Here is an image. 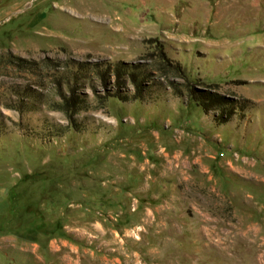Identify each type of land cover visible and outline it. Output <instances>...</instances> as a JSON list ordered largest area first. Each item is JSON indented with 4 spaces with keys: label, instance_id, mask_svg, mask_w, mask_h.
<instances>
[{
    "label": "rangeland",
    "instance_id": "374dc122",
    "mask_svg": "<svg viewBox=\"0 0 264 264\" xmlns=\"http://www.w3.org/2000/svg\"><path fill=\"white\" fill-rule=\"evenodd\" d=\"M160 46L244 110L218 123L158 74L143 100L86 84L75 128L37 86L47 57ZM0 264H264V0H0Z\"/></svg>",
    "mask_w": 264,
    "mask_h": 264
},
{
    "label": "trees",
    "instance_id": "16d2710c",
    "mask_svg": "<svg viewBox=\"0 0 264 264\" xmlns=\"http://www.w3.org/2000/svg\"><path fill=\"white\" fill-rule=\"evenodd\" d=\"M9 58L16 60L15 64L18 65L29 62L13 56ZM34 64L38 69L37 86L43 88L46 79L52 78L56 96L59 98L54 109L61 111L75 128H78L76 116L88 105L87 96L82 91L86 84H89L97 98H116L124 102L143 100L151 85L152 76L158 74L162 78L165 76L168 86L176 95L183 96L187 93L205 113H217L215 120L218 123H228L238 111L244 110L241 101L219 92L214 85H191L182 67L172 62L161 46L152 64L149 61L113 65L105 59L92 56L78 60L72 54L58 60L47 57ZM177 78H181L183 83H178ZM94 83L99 84L102 95L98 94ZM129 87H132V96L128 94Z\"/></svg>",
    "mask_w": 264,
    "mask_h": 264
}]
</instances>
